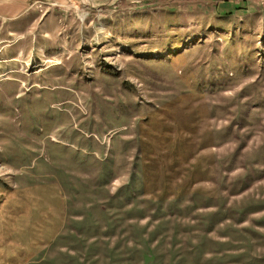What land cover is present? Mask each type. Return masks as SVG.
<instances>
[{"label": "rangeland", "instance_id": "374dc122", "mask_svg": "<svg viewBox=\"0 0 264 264\" xmlns=\"http://www.w3.org/2000/svg\"><path fill=\"white\" fill-rule=\"evenodd\" d=\"M17 6L0 264H264V0Z\"/></svg>", "mask_w": 264, "mask_h": 264}, {"label": "crops", "instance_id": "0c3cea01", "mask_svg": "<svg viewBox=\"0 0 264 264\" xmlns=\"http://www.w3.org/2000/svg\"><path fill=\"white\" fill-rule=\"evenodd\" d=\"M36 2L39 0H35ZM19 0H0V15H2V20L15 19V15L18 14L14 11L17 10Z\"/></svg>", "mask_w": 264, "mask_h": 264}]
</instances>
